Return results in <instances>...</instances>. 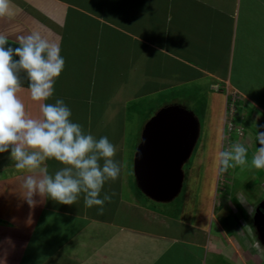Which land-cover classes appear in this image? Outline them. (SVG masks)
<instances>
[{"label": "crops", "instance_id": "obj_1", "mask_svg": "<svg viewBox=\"0 0 264 264\" xmlns=\"http://www.w3.org/2000/svg\"><path fill=\"white\" fill-rule=\"evenodd\" d=\"M34 30L59 38L65 60L47 102L62 98L73 122L96 139L108 137L121 174L104 185L101 197L116 195L103 215L97 206L85 207L83 194L73 205L34 195L30 207L21 188L28 173L15 168L11 150L0 153V264H264V193L252 201L253 221L235 215L238 229L221 223L230 211L214 206L218 188L203 207L194 199L197 188L185 186L184 196L192 194L183 196L185 213L162 214L126 186L123 147L134 110L129 101L139 97L138 106L145 95L206 82L214 93L223 86L216 94L224 108L230 90L243 98L234 120L255 136L240 137L251 147V163L260 147L256 134L264 132V0H11L0 34L18 45V37ZM138 80L155 88L138 94ZM20 98L30 115L39 114L27 91ZM246 165L264 182V168ZM60 167L48 161L50 173Z\"/></svg>", "mask_w": 264, "mask_h": 264}, {"label": "clouds", "instance_id": "obj_2", "mask_svg": "<svg viewBox=\"0 0 264 264\" xmlns=\"http://www.w3.org/2000/svg\"><path fill=\"white\" fill-rule=\"evenodd\" d=\"M11 0H0V16L10 11ZM171 20V14L168 17ZM59 38L52 39L40 30L17 38L18 46H7L8 37L0 34V153L11 150L15 168L26 171L21 184L23 197L35 206L34 195L58 204L73 205L83 194L86 208L98 207L103 215L106 202L115 192H105L104 185L116 181L121 166L114 159L117 146L108 137L96 139L73 122L72 111L62 98L48 103L54 84L64 70ZM21 73L28 81L22 88ZM27 91L31 101L39 104V114L30 115L20 93ZM256 149L251 165L264 168V132L256 134ZM248 148L234 143L217 153L219 171L244 166ZM48 161L61 167L49 172Z\"/></svg>", "mask_w": 264, "mask_h": 264}, {"label": "rangeland", "instance_id": "obj_3", "mask_svg": "<svg viewBox=\"0 0 264 264\" xmlns=\"http://www.w3.org/2000/svg\"><path fill=\"white\" fill-rule=\"evenodd\" d=\"M136 83L138 84V89H136L138 94H144V92L152 91V89L155 88L151 83L145 82L143 85V82H139V80L136 81ZM205 83L206 82H201L187 86L178 85L177 89L170 90L166 93L145 95L144 100L140 102L138 106L136 105L138 104V100L140 101L139 97L135 100V103L132 100L128 102V107H134V110L128 113V118L126 120L127 127L125 129L126 136L123 142L124 154H126V160L128 162L126 166V186L136 194L138 201L147 209L162 214L167 213L165 209H170L175 217L185 213V209L182 208L181 211L184 189L181 196H179L176 201L169 204H156L150 200L148 201L139 194L133 176V157L140 143V133L144 124L154 116L155 112L160 109L162 105L180 102V104L186 106L188 111L194 113L199 122L198 141L193 154L185 164L186 174L184 186L188 187L187 189H191L192 186L197 188L199 191V198L194 199L203 202V207L206 206V201H208L209 204L211 203V199L208 197H212V190L218 188V192H216L214 196V206L216 209L224 207L227 211H230V216L221 223L229 224L230 226L233 225L232 227L238 229L240 221L237 219L239 217L235 215L240 214L241 216L243 215L242 218H250V220L253 221L255 211L251 210V207H253L252 201L254 200L255 204L258 203L255 198L261 193H264V185H259L264 184L263 175L260 178L257 177L252 169L248 168V165H237L236 167L227 169L225 172H221L219 171V167L215 168L217 160L216 162L214 161L213 155L217 156L218 150H225L234 143H243L244 141L240 140V137L243 134H247V132L252 138L254 135L250 130L244 127L235 126L237 125L235 120L240 116L239 113L241 112L239 109L243 105L241 100H238L234 108L229 107V103H227L224 108L222 97L216 94L217 91L214 93L210 89H206ZM220 88L222 89L223 86H220ZM228 94L235 95L237 93L230 90ZM233 97L234 96H232V98ZM215 98H219L218 101H216ZM242 119L244 120V117H242ZM242 119L240 121L241 123L244 122ZM222 122L224 123L223 126ZM228 124L233 125L229 130L227 129ZM221 129H224L222 133ZM221 136H223V138H221ZM245 146H247L248 152L251 151L249 150L251 149L249 144H245ZM247 164H251L249 160ZM128 188L126 189L128 190ZM201 188L204 190L203 193H200ZM244 189H247L248 192ZM206 190L207 193L205 192ZM187 194L189 195V191L184 197H186ZM189 196H192V194ZM219 202L221 206L218 205Z\"/></svg>", "mask_w": 264, "mask_h": 264}, {"label": "water", "instance_id": "obj_4", "mask_svg": "<svg viewBox=\"0 0 264 264\" xmlns=\"http://www.w3.org/2000/svg\"><path fill=\"white\" fill-rule=\"evenodd\" d=\"M198 128L194 113L180 103L161 106L144 124L133 157V176L148 201L169 204L181 196L185 164L196 147ZM259 208L264 213V200Z\"/></svg>", "mask_w": 264, "mask_h": 264}, {"label": "built area", "instance_id": "obj_5", "mask_svg": "<svg viewBox=\"0 0 264 264\" xmlns=\"http://www.w3.org/2000/svg\"><path fill=\"white\" fill-rule=\"evenodd\" d=\"M213 89L215 91H220V92L223 91V89L219 88L218 85H215ZM225 95H226V98H225L226 104L229 103V107H231V108L232 107L234 108L235 104L237 105L238 100H241V102L243 101V98H241L240 95H237V94L231 95V94H228V93H225ZM232 96H234V97L232 98ZM232 126L233 125H231V124L229 125L228 124L227 129L229 130Z\"/></svg>", "mask_w": 264, "mask_h": 264}, {"label": "trees", "instance_id": "obj_6", "mask_svg": "<svg viewBox=\"0 0 264 264\" xmlns=\"http://www.w3.org/2000/svg\"><path fill=\"white\" fill-rule=\"evenodd\" d=\"M7 46H10V47H13V48H15L16 46H18V45H14V44H10V43H8L7 45H6V47ZM21 85H22V87H28V81H27V79H26V77H25V75L23 74V73H21Z\"/></svg>", "mask_w": 264, "mask_h": 264}, {"label": "flooded vegetation", "instance_id": "obj_7", "mask_svg": "<svg viewBox=\"0 0 264 264\" xmlns=\"http://www.w3.org/2000/svg\"><path fill=\"white\" fill-rule=\"evenodd\" d=\"M253 210L256 211V208H253ZM255 219H258L259 222L260 221H263L262 219H259L258 216H256ZM258 221L257 220L255 221L256 222V225H258V223H259ZM254 225H255V223H254Z\"/></svg>", "mask_w": 264, "mask_h": 264}]
</instances>
